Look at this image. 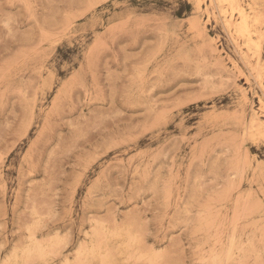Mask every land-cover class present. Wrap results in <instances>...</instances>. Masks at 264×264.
I'll return each instance as SVG.
<instances>
[{
    "label": "rangeland",
    "instance_id": "1",
    "mask_svg": "<svg viewBox=\"0 0 264 264\" xmlns=\"http://www.w3.org/2000/svg\"><path fill=\"white\" fill-rule=\"evenodd\" d=\"M216 1L0 0V264H264V0L259 58Z\"/></svg>",
    "mask_w": 264,
    "mask_h": 264
},
{
    "label": "bare ground",
    "instance_id": "2",
    "mask_svg": "<svg viewBox=\"0 0 264 264\" xmlns=\"http://www.w3.org/2000/svg\"><path fill=\"white\" fill-rule=\"evenodd\" d=\"M216 1V0H215ZM216 2H218L219 4L221 3V2H223L222 0H217ZM224 2H226V3H229V5H230V7H231V12H236L237 13V21H232L231 19H232V17H227V15L226 14H224L223 15V13L224 12H226V11H224V12H222V15H223V17H224V19H223V24L229 29V31L230 32H232L237 38H241V39H243L244 41H245V45H244V47L246 46V48L248 47V48H250V47H252V45L254 46V44H253V42L254 41H251V36H252V30H253V28L251 27V21H250V18L251 17H249L247 14H246V12L240 7V5H238V3H237V1L236 0H224ZM242 2V1H241ZM222 4H224V3H222ZM225 5V4H224ZM229 5H228V7H229ZM228 9V10H229ZM226 10V9H225ZM229 10V11H230ZM252 12V11H251ZM230 13V12H229ZM228 13V14H229ZM221 14V13H220ZM221 15V16H222ZM226 15V16H225ZM230 16H232V14L230 15ZM259 20V19H258ZM236 22H239L237 25H236ZM254 22V21H253ZM257 23V22H256ZM256 23L254 22L253 24H255L256 25ZM235 24V25H234ZM263 26V25H262ZM225 27V28H226ZM261 27V26H260ZM252 28V29H251ZM254 28H255V26H254ZM259 28V27H258ZM263 32V31H262ZM229 33V32H228ZM254 33H255V31H254ZM257 34V33H256ZM256 34H255V36H256ZM230 35V34H229ZM257 35H259V34H257ZM254 35H253V37H255ZM258 37H260L259 39H258V41L259 40H261V36L259 35ZM257 37V38H258ZM240 39V40H241ZM256 41V40H255ZM241 42V41H240ZM251 42H252V44H251ZM254 43H256V42H254ZM259 43V42H258ZM241 44V43H240ZM256 45H257V43H256ZM262 45V44H261ZM242 48H243V46H242ZM251 49V48H250ZM246 50V49H245ZM249 49H247V51H248ZM253 50L255 51V55L254 56H256V58H259V46L257 45L256 47H254L253 48ZM239 51V50H238ZM250 52V51H249ZM253 56V57H254ZM255 58V57H254ZM257 60V59H256ZM258 61V60H257ZM256 61V62H257ZM261 85V84H260ZM261 87V86H260ZM254 123V122H253ZM257 123V122H256ZM252 124V123H251ZM259 124V123H258ZM260 126H262L261 124H260ZM258 127V126H257ZM260 128V127H259ZM243 212V211H242Z\"/></svg>",
    "mask_w": 264,
    "mask_h": 264
}]
</instances>
